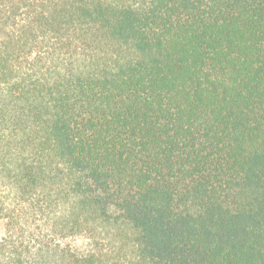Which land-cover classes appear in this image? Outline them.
<instances>
[{
  "label": "trees",
  "instance_id": "1",
  "mask_svg": "<svg viewBox=\"0 0 264 264\" xmlns=\"http://www.w3.org/2000/svg\"><path fill=\"white\" fill-rule=\"evenodd\" d=\"M0 264H264V0H0Z\"/></svg>",
  "mask_w": 264,
  "mask_h": 264
},
{
  "label": "rangeland",
  "instance_id": "2",
  "mask_svg": "<svg viewBox=\"0 0 264 264\" xmlns=\"http://www.w3.org/2000/svg\"><path fill=\"white\" fill-rule=\"evenodd\" d=\"M5 234H6L5 222L0 220V238L3 237Z\"/></svg>",
  "mask_w": 264,
  "mask_h": 264
}]
</instances>
